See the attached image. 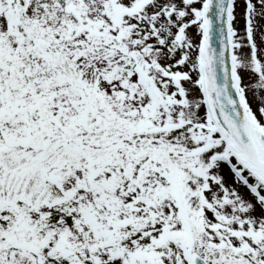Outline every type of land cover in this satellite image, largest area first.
Returning a JSON list of instances; mask_svg holds the SVG:
<instances>
[{
  "label": "snow or ice",
  "instance_id": "snow-or-ice-1",
  "mask_svg": "<svg viewBox=\"0 0 264 264\" xmlns=\"http://www.w3.org/2000/svg\"><path fill=\"white\" fill-rule=\"evenodd\" d=\"M0 264H264V0H0Z\"/></svg>",
  "mask_w": 264,
  "mask_h": 264
}]
</instances>
